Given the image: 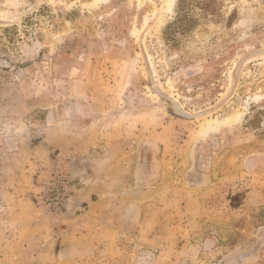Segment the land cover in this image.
Segmentation results:
<instances>
[{
    "label": "rangeland",
    "instance_id": "rangeland-1",
    "mask_svg": "<svg viewBox=\"0 0 264 264\" xmlns=\"http://www.w3.org/2000/svg\"><path fill=\"white\" fill-rule=\"evenodd\" d=\"M0 264H264V0H0Z\"/></svg>",
    "mask_w": 264,
    "mask_h": 264
}]
</instances>
